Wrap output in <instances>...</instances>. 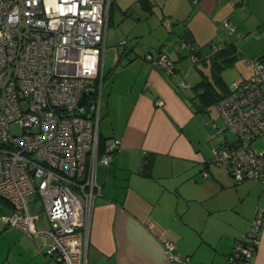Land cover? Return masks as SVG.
<instances>
[{
    "label": "built area",
    "instance_id": "1",
    "mask_svg": "<svg viewBox=\"0 0 264 264\" xmlns=\"http://www.w3.org/2000/svg\"><path fill=\"white\" fill-rule=\"evenodd\" d=\"M110 1L0 0V197L10 209L1 218L27 234L42 235L41 252L60 264H87L88 232L101 194L96 166H109L120 145L115 138L99 143L97 83L103 79ZM219 29L228 38L235 33L229 19ZM236 34L243 39V33ZM178 42L187 47L193 64L225 46L212 42L207 51H196L187 37ZM143 57L167 75L176 71L164 48ZM239 58L253 72L230 82L215 103L221 124L212 122L217 135L230 132L236 138L214 146L208 164L227 170L237 183L258 179L264 184V149L251 146L264 133V57ZM88 89L96 92L90 117L78 110ZM156 103L163 105L161 99ZM84 109L89 112L87 105ZM29 196L43 208L44 228H37L39 217ZM262 225L264 208L257 206L235 241L229 264H251ZM164 246L172 262L185 264L171 241Z\"/></svg>",
    "mask_w": 264,
    "mask_h": 264
},
{
    "label": "crops",
    "instance_id": "2",
    "mask_svg": "<svg viewBox=\"0 0 264 264\" xmlns=\"http://www.w3.org/2000/svg\"><path fill=\"white\" fill-rule=\"evenodd\" d=\"M111 1L121 10L117 0ZM140 6L148 14L157 7L173 30L182 22L176 38L187 36L196 51H204L202 46L211 41H238L236 33H244L238 56L264 55V0H149ZM224 19L235 25L229 38L219 29ZM170 48L165 50L176 62L171 51L179 49ZM210 64L202 62L200 79L213 80ZM133 65L124 78L112 81V88L118 84V97L110 93L106 98L108 115L118 125L110 135L99 132L104 144L115 138L120 145L109 166H96L101 194L95 198L86 263L177 264L165 250L169 240L185 264H229L255 208H264V184L258 179L237 183L227 170L208 164L212 148L221 142L213 146L212 122L221 119L211 120L209 105L199 101L201 88L194 86L200 79L189 86L183 79L190 76L187 70L176 67L173 77L147 60ZM243 69L242 77L253 72ZM220 77L215 90L224 93L229 84L222 71ZM187 87L191 92L181 91ZM38 217L37 228H44L45 216L41 224ZM25 234L17 236L20 251L2 264H60L41 252L42 235ZM251 264H264V225Z\"/></svg>",
    "mask_w": 264,
    "mask_h": 264
},
{
    "label": "rangeland",
    "instance_id": "3",
    "mask_svg": "<svg viewBox=\"0 0 264 264\" xmlns=\"http://www.w3.org/2000/svg\"><path fill=\"white\" fill-rule=\"evenodd\" d=\"M117 2L120 4L121 10L118 9L116 5H112L111 19L107 23L106 30V48L102 67L103 79L102 81L99 79L97 83L98 96L100 97L99 131L106 135H110L112 130L118 125V120L114 117L111 119L108 115L106 107V98H108V95L113 93L115 96L114 98H116L120 91L117 86L118 84L115 85L114 88L111 87L112 81L124 78V75H126L124 73L126 72V68H133L135 66H132L133 63L145 61L143 56L148 51L152 49L159 50L164 47L166 48V46L172 48V46L176 45L179 51L170 49L174 56H176V67H179L182 72L183 70H187V73H190V76L187 75L183 77L189 86L194 85L195 80L198 81L200 79L198 70L199 68L202 69L203 66L200 62L193 64L190 61L187 47H179V38H176L178 34L176 31L177 27H183V24H181L182 22L180 24L177 23L175 25L176 28L173 30V26L171 27V25H166L164 23V17L157 7H154V13L148 14L141 8L139 0H117ZM211 43L212 41L202 46L204 47V51L208 50V45ZM242 44L243 43H241V45ZM246 66L248 70L245 71V73H248L251 71L250 68L252 69V67L243 62L240 58H237L232 64L223 68L222 76L225 83L230 84L232 80L239 77L244 70L243 68H246ZM176 73L177 71L172 75L164 74L167 76H175ZM181 91L188 93L189 91L191 92V88H182ZM126 103L123 104L122 108L125 107ZM208 109L211 120H219L213 104H210ZM210 121L208 122L211 123ZM216 123L221 124V121ZM12 131H17V129L13 127ZM216 135L217 134L214 136L215 141L213 146L224 139L234 141L236 138L235 135L230 132H226L222 136ZM251 146L255 149H264V133L256 135L251 142ZM28 201L31 210L39 214L40 224L43 223L44 212L39 200H35L34 196H29ZM9 210V207L6 206L0 198V264H2L6 258H10L20 251L17 236H22V234L26 236L22 230L15 226L7 225L1 218L2 215L9 214ZM43 243V245H45L46 240Z\"/></svg>",
    "mask_w": 264,
    "mask_h": 264
},
{
    "label": "trees",
    "instance_id": "4",
    "mask_svg": "<svg viewBox=\"0 0 264 264\" xmlns=\"http://www.w3.org/2000/svg\"><path fill=\"white\" fill-rule=\"evenodd\" d=\"M139 2L141 4H148L149 0H139ZM111 8H112V1H110V4H109L108 18H110ZM223 43L225 44V46L222 49L218 50L212 56L200 61V63L209 61L211 63L210 65L212 67V73H213L212 81H209L210 79L203 77L194 86L197 89L201 88V91L198 93V96L200 98L199 101L203 102L205 105L215 104L220 98H222L227 93L228 87L224 93L218 92L217 90H215V88L216 86H218L217 84L221 82L220 73L223 70V68H225L227 65L232 64L234 60L239 57L238 55L240 51L238 47H240V45L238 44L237 41L227 40V41H224ZM258 57H264V55L258 56ZM99 143H100V147L104 145V139L101 136L100 132H99ZM2 201L4 204H6V206L9 207L8 203L4 199H2Z\"/></svg>",
    "mask_w": 264,
    "mask_h": 264
},
{
    "label": "water",
    "instance_id": "5",
    "mask_svg": "<svg viewBox=\"0 0 264 264\" xmlns=\"http://www.w3.org/2000/svg\"><path fill=\"white\" fill-rule=\"evenodd\" d=\"M89 94H91V99H88ZM95 102V93L93 90L88 89L82 93V96L79 101L78 110L79 112L86 117H90L93 113ZM84 105L88 106L89 112L84 109Z\"/></svg>",
    "mask_w": 264,
    "mask_h": 264
},
{
    "label": "flooded vegetation",
    "instance_id": "6",
    "mask_svg": "<svg viewBox=\"0 0 264 264\" xmlns=\"http://www.w3.org/2000/svg\"><path fill=\"white\" fill-rule=\"evenodd\" d=\"M88 99H91V94H89Z\"/></svg>",
    "mask_w": 264,
    "mask_h": 264
}]
</instances>
